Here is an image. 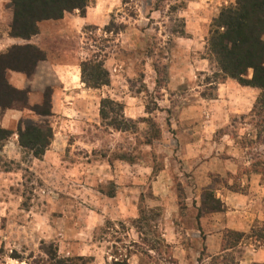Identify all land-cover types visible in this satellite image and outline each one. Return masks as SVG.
I'll return each instance as SVG.
<instances>
[{
  "label": "rangeland",
  "instance_id": "obj_1",
  "mask_svg": "<svg viewBox=\"0 0 264 264\" xmlns=\"http://www.w3.org/2000/svg\"><path fill=\"white\" fill-rule=\"evenodd\" d=\"M207 1L89 0L84 15L41 21L25 40L10 35L12 0H0V53L27 42L47 53L25 86L11 70L8 79L30 106L48 95L52 109L0 105V127L11 130L0 139V264H225L216 258L227 230L246 234L227 263L264 264V240L248 238L264 225V111H238L229 89L216 100L217 68L203 69L194 28L220 11ZM93 58L109 85L83 82L81 62ZM71 62L66 84L57 67ZM106 97L123 104L128 130L101 117ZM28 118L53 133L42 158L19 143ZM207 191L224 209L198 216Z\"/></svg>",
  "mask_w": 264,
  "mask_h": 264
},
{
  "label": "trees",
  "instance_id": "obj_2",
  "mask_svg": "<svg viewBox=\"0 0 264 264\" xmlns=\"http://www.w3.org/2000/svg\"><path fill=\"white\" fill-rule=\"evenodd\" d=\"M89 0H12L13 20L10 35L30 40L40 31L39 23L44 20L62 19L66 13L80 10L84 15ZM264 0H235L223 6L210 24L206 41V58L215 63L216 81L225 82L228 78L236 79L241 85L258 87L260 94L252 112L264 111ZM47 53L33 43L14 44L6 52L0 53V105L2 107L28 108L38 115H51V98L46 95L42 104L29 105L26 90L12 86L8 71H18L26 75L35 72L38 62L46 60ZM81 76L88 87L100 88L110 84L109 70L104 61L85 59L81 62ZM158 72V70L156 71ZM216 89L218 90V84ZM205 97L217 98V95ZM123 104L106 97L101 104V117L109 120V125L117 130H128L129 123L122 114ZM110 113L115 116L111 117ZM119 117H118V115ZM11 134V130L0 127V139ZM19 143L31 150L33 155L42 158L52 142L53 133L44 125L35 124L31 119L18 123ZM224 209L223 202L214 191H207L203 209L198 216ZM246 236L243 232L227 230L223 236L222 254L216 263H227L224 253L231 244L240 242ZM248 238L264 240V225L253 227ZM203 252V251H202ZM206 252V247L204 249ZM235 264H240L233 260ZM115 264H129L117 261Z\"/></svg>",
  "mask_w": 264,
  "mask_h": 264
},
{
  "label": "crops",
  "instance_id": "obj_3",
  "mask_svg": "<svg viewBox=\"0 0 264 264\" xmlns=\"http://www.w3.org/2000/svg\"><path fill=\"white\" fill-rule=\"evenodd\" d=\"M231 1V2H230ZM209 0L207 1L208 2V5L211 6V5H214L216 6V3H219V7L222 6V5H227L229 2L232 3L234 2V0ZM218 7V5L216 6L217 8V11L220 10ZM215 16H217V13L215 12V14L213 15V17H210L209 20H207L208 22L207 23H198V24H195L194 25V28H201V32L200 34L202 33L203 36L202 38H204V42L203 43H206L205 42V35H207V32H209V28L208 26L210 27V22L212 20V18H214ZM210 21V22H209ZM188 25V28H187V32L189 33V31L191 32V27H189L190 25ZM187 27V26H186ZM190 28V29H189ZM197 29L193 30V33L191 34L192 37L194 38H190V37H185V39L187 40H191V41H194L197 39ZM264 37V35H263ZM203 63H206L204 64V68L203 69H206L208 67V63L210 64V60L209 59H203ZM60 64V63H59ZM72 68L74 70H72ZM76 69H78V65H76V63H69L67 65H61L57 67V70L58 72L63 76L65 77V82L66 84L67 83H72L73 81V78L72 76H69V73H75L76 72ZM14 77V79L16 78L17 81L19 82H16V83H13L14 85H17L19 87H22V86H25L26 84V81H27V78L23 75H25L24 73H21V72H17V71H10ZM78 74H75V77L77 76ZM72 78V80H70ZM226 89H229L232 93H239L240 94V97H241V103H242V107L241 108H237L238 111H242V112H245L247 113L249 110H251L258 98V94L260 92V89L258 87H252V86H246V85H241L236 79H232V78H228L225 82H222L219 84L218 86V90H217V93H218V98L216 99L217 101H221V97L223 96V94H225V91ZM237 95V94H235ZM229 203V202H228ZM229 205V204H228ZM228 224L230 225V227H235L233 225L230 224V221H228ZM213 239V240H212ZM212 239L211 238H208L207 240V243H209L210 245L209 248L211 247V249H209L210 252H216L219 250V242H214V245L211 246V242L212 241H216L218 239V237L216 236H212ZM200 243V242H199ZM202 243V242H201Z\"/></svg>",
  "mask_w": 264,
  "mask_h": 264
}]
</instances>
